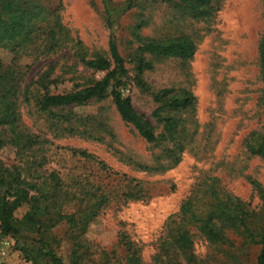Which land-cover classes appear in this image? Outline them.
<instances>
[{"label":"rangeland","instance_id":"obj_1","mask_svg":"<svg viewBox=\"0 0 264 264\" xmlns=\"http://www.w3.org/2000/svg\"><path fill=\"white\" fill-rule=\"evenodd\" d=\"M46 1L60 7L64 31L61 48L52 54L23 56L20 62L25 74L22 89L28 86L29 102L21 98L19 130L36 137L40 145L21 156L15 148L3 144L0 162L4 166L17 167L24 175L55 172L67 183L80 178L84 184L107 189L117 188L121 174L139 181L140 200L126 205L113 202L90 225L87 239L97 250H111L123 231L140 250L142 264L153 263L167 220L206 179H215L219 187L251 209L260 208L264 163L245 154L242 142L250 132L264 131V111L256 106L260 87L256 53L264 25V0H218L219 8L213 18L201 22L182 17L172 4L160 1L131 9L127 5L129 0H106V4L103 0ZM106 10L113 15L114 41L128 71L121 93L130 98L134 109L145 116L156 134L161 127L152 116L156 105L151 92L187 89L196 98L178 165L166 159V145H148L124 124L110 97L53 110L59 118L91 117L90 123H79L73 118L70 123L53 120L35 107L33 83L45 73L65 80L62 87L66 89L86 87L103 76L86 70L76 56L87 60L108 57ZM182 34L195 43L192 61L183 64L174 59L155 60L153 69L138 77L132 60L140 39H166ZM12 58V54L0 49L3 65H10ZM7 139L8 133L0 130V140ZM73 150L85 151L97 160L80 158ZM138 164L156 171L143 172ZM24 212L18 210L15 216L21 218ZM52 235L60 244L57 256L68 264L67 229L57 227ZM228 238L230 243L220 247L195 238L193 253L197 264H255L257 247L242 252L241 239L233 234H228ZM16 245L14 239L0 236V251L5 252L2 264H29Z\"/></svg>","mask_w":264,"mask_h":264},{"label":"trees","instance_id":"obj_2","mask_svg":"<svg viewBox=\"0 0 264 264\" xmlns=\"http://www.w3.org/2000/svg\"><path fill=\"white\" fill-rule=\"evenodd\" d=\"M157 1L172 4L182 17L194 22L210 20L219 8L218 0H176L177 3L173 0H129L127 5L131 9ZM103 2L106 4V0ZM59 12V6H50L46 0H0V49L13 56L8 66L0 62V130L8 133L6 141L0 140V148L3 144L10 145L21 156L40 143L36 137L19 130L21 98L29 102L28 86L22 89L25 74L20 62L23 56L52 54L61 48L64 31ZM105 23L108 57L87 60L76 56L77 62L86 70L103 76L86 87L66 89L62 87L65 80L51 78L45 73L33 83L36 86L35 107L40 114L49 115L53 120L70 123L73 118L79 123H90L93 122L91 117L82 120L77 116L59 118L53 110L84 106L110 97L121 121L146 144L166 145V159L178 165L187 139L190 115L197 104L195 96L187 89L151 92L156 105L152 116L161 127V132L156 134L145 116L134 109L130 98L121 93L128 71L114 41L115 22L108 10ZM195 54L194 41L182 34L166 39H140L132 61L140 77L153 69L152 61L174 59L187 64ZM256 54L260 85L256 106L264 111V25ZM142 86L146 88V85ZM242 147L245 154L264 163V131L250 132ZM73 154L85 160H97L85 151L73 150ZM137 167L147 173L156 171L139 164ZM30 168L27 164V169ZM26 173L0 162V236L17 242L16 249L26 263L65 264L56 254L60 244L52 235L55 228L64 226L70 243L68 264H142L140 250L123 231L111 250H97L87 239L90 225L113 202L126 205L140 200L139 181L121 174L117 182V188H121L107 189L84 184L80 178L67 183L55 172ZM261 192L259 190L261 205L255 210L228 194L215 179L202 181L182 202L178 212L167 220L152 264H197L193 253L195 238L220 247L230 243L228 234L241 239L239 249L242 252L257 247L255 264H264V194ZM22 209L25 212L17 218L15 213Z\"/></svg>","mask_w":264,"mask_h":264},{"label":"built area","instance_id":"obj_3","mask_svg":"<svg viewBox=\"0 0 264 264\" xmlns=\"http://www.w3.org/2000/svg\"><path fill=\"white\" fill-rule=\"evenodd\" d=\"M5 257V252L3 250L0 251V264H2V261Z\"/></svg>","mask_w":264,"mask_h":264}]
</instances>
